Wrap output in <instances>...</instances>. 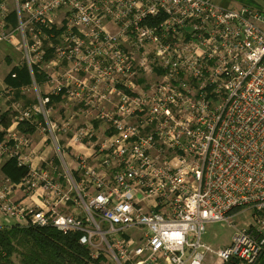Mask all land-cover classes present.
<instances>
[{"label": "built area", "instance_id": "2783aa9c", "mask_svg": "<svg viewBox=\"0 0 264 264\" xmlns=\"http://www.w3.org/2000/svg\"><path fill=\"white\" fill-rule=\"evenodd\" d=\"M1 43L48 88L14 127L67 130L49 123V95L85 109L64 146L38 142L61 168L34 164L33 140L6 131L0 165L27 173L0 176V228L77 234L91 264H264V13L214 0H0ZM213 223L232 228L216 249Z\"/></svg>", "mask_w": 264, "mask_h": 264}, {"label": "trees", "instance_id": "16d2710c", "mask_svg": "<svg viewBox=\"0 0 264 264\" xmlns=\"http://www.w3.org/2000/svg\"><path fill=\"white\" fill-rule=\"evenodd\" d=\"M7 22L14 26L15 16L9 15ZM32 70L34 82L44 83L45 80L36 74V69ZM12 74L14 77H11ZM4 83L6 89H10L14 98L18 99L22 94L21 89L32 84L26 65L16 66L4 79ZM59 99L60 96L49 95L47 105L50 106ZM10 117V111L0 114V125L4 130L10 125ZM16 128L20 133H31L34 126L22 121ZM4 134V131L0 133V141ZM0 171L10 181L18 182L26 175L27 168L18 167L14 159H9L1 165ZM77 237V234L63 235L49 227L0 228V264H14L12 256L15 254L18 255L20 264H91L84 248L78 245Z\"/></svg>", "mask_w": 264, "mask_h": 264}, {"label": "rangeland", "instance_id": "374dc122", "mask_svg": "<svg viewBox=\"0 0 264 264\" xmlns=\"http://www.w3.org/2000/svg\"><path fill=\"white\" fill-rule=\"evenodd\" d=\"M233 1V0H232ZM236 2H240V4H248V5H255L261 10L262 13H264V0H234ZM217 4H222V1L220 0H214ZM220 2V3H219ZM231 4V3H230ZM239 4V5H240ZM5 44V43H1ZM18 52V51H17ZM17 63L21 62V55L17 57ZM44 89L41 87H36V89L33 86L28 87L27 89H23L24 95H26L30 105L31 102L38 100V98L43 97L45 95V91H42ZM1 96H4L2 100L3 104H6L10 109V120H14L15 117H17V111L22 109V107L25 106L24 101H16L14 102L12 99V96L9 94L2 93ZM0 96V97H1ZM63 107L55 106V109H51L47 114V119L49 123H55L59 127L64 126V124L68 123L69 127L67 130L58 129L57 130H49L44 122H38L37 128H36V134L35 137L37 139H32L35 146L36 156L41 158H36L34 160V164L42 165V167H45L46 163H49L50 161L56 165L57 168H61L60 164L56 162V158L54 156V150L52 148L50 140H47L46 144L38 145V142L40 139H57L59 141V145L62 147L64 146L67 139L71 138L72 131L74 129L81 127L84 122V118L81 116H74L78 111H83L85 108L83 107V103H72L68 102L66 100H63L62 102ZM5 107V106H3ZM71 116L73 118H71ZM70 119V120H69ZM62 125V126H61ZM98 136V139H102L101 135L98 134V131L95 133ZM7 139V138H5ZM241 218L236 220V223L240 226L241 224ZM232 234V228L228 227L226 224L222 223H213L206 226V242L213 248L216 249L218 246H225ZM20 251V250H19ZM12 262L14 264H20L19 263V257L17 254L12 256ZM202 264H218V260L215 258L212 254H207L204 258V261Z\"/></svg>", "mask_w": 264, "mask_h": 264}, {"label": "crops", "instance_id": "0c3cea01", "mask_svg": "<svg viewBox=\"0 0 264 264\" xmlns=\"http://www.w3.org/2000/svg\"><path fill=\"white\" fill-rule=\"evenodd\" d=\"M220 1H222V5H225V6H227V5H229V6H237V5L240 4V2H236L234 0L233 1L232 0H220ZM251 6H253V7H255V8H257L259 10V8L257 6H255V5H251ZM19 55H21V53L20 52H17L15 50V47L13 45H11V44H0V96L2 95L1 94L2 93V90H4L6 88V85L4 83V79L18 65V63H17V60H18L17 57ZM11 77H14V75L12 74ZM37 85H38V87H41V88L44 87V89L42 91H45L44 93L46 94V92L48 90L47 86L44 83H41V84H38L37 83ZM28 87L29 86H25L23 88H28ZM11 96H12V99H13L14 102H16V101L17 102L18 101H24L25 106L30 105V103H29L26 95H24V93H22V94L20 93V96L18 97V99H15L13 94ZM3 97L4 96H1L0 97V114H2L5 111H10L9 107L6 104H3V101L2 100H5V99H3ZM36 101L37 100L31 102V104H34ZM62 101H63L62 99H59L58 102L52 103L49 106V108L51 107V109L53 110V109H55V106H60L61 108H64L66 110L67 108L66 107H63V105L61 103ZM3 106H5V107H3ZM37 121L38 122H41L39 120V118L37 119ZM29 124L33 125L32 123H29ZM94 125H96L95 131L96 132L98 131V134L102 135L104 133V130L102 129L103 127L100 126L98 123H94ZM33 126H34V128H33V131L31 133H20V132L17 131V128H16L17 126L14 127L13 121L11 120L10 125L8 126V128L6 130H4L2 128V126L0 125V133L4 131L5 134H4V138L3 139H5V137H6V131L7 130H12L14 128V130L18 134L23 135V136L27 137L28 139H34V138L37 139V137H35V134H36V126L35 125H33ZM0 167H1V165H0ZM0 176H3V174L1 173V171H0Z\"/></svg>", "mask_w": 264, "mask_h": 264}]
</instances>
